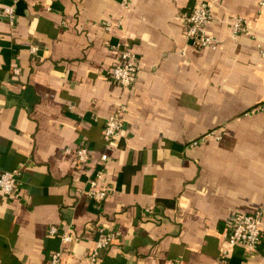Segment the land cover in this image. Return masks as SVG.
<instances>
[{
    "label": "crops",
    "instance_id": "0c3cea01",
    "mask_svg": "<svg viewBox=\"0 0 264 264\" xmlns=\"http://www.w3.org/2000/svg\"><path fill=\"white\" fill-rule=\"evenodd\" d=\"M12 1L0 0V171L17 169L19 196L0 191V264H49L61 248L64 264H86L101 228L116 236L97 264H264L260 0H17L13 25ZM207 1L216 42L196 48L184 15ZM122 38L140 65L133 89L110 77ZM122 105L97 201L89 180ZM81 144L85 164L66 152ZM260 209L258 249L229 245V224Z\"/></svg>",
    "mask_w": 264,
    "mask_h": 264
},
{
    "label": "built area",
    "instance_id": "2783aa9c",
    "mask_svg": "<svg viewBox=\"0 0 264 264\" xmlns=\"http://www.w3.org/2000/svg\"><path fill=\"white\" fill-rule=\"evenodd\" d=\"M17 0H13L10 4L5 5L3 8V16L10 24L15 23V3ZM260 3L264 5V0H260ZM212 3L207 1L203 4H198L187 11L184 15L185 33L190 40V43L196 48H203L212 45L216 42L215 37L209 33L207 24L212 17ZM117 24H122V20H118ZM106 28L110 29L112 23L108 21ZM232 30L234 34H238L246 30L244 19L241 15H234L232 18ZM31 50L36 52L37 45H31ZM112 48L117 51L118 58L111 66L110 77L123 87L133 89L140 65L136 52L133 50L130 42L122 38L117 43L112 45ZM264 54V52H263ZM16 72L19 69H14ZM127 107L125 105L120 106L116 111L110 114L104 124L103 137L106 143V150L100 153L96 163L98 168L95 171L94 177L89 180L90 187L87 193L90 197L97 201L104 200L110 192V188L97 189V179L102 176L106 163L108 160L107 149L111 148L113 140L121 134L125 118ZM204 137H200L198 140ZM194 142H197L194 141ZM66 152H73L77 161L81 164H85L91 160V148L87 144H81L75 149L67 148ZM18 184L17 169L1 170L0 171V191L6 194L10 198L19 196L16 186ZM262 218V210H256L240 215L234 219L228 226L226 239L229 245L241 244L249 250H257L259 245L263 242V233L260 227V221ZM50 234H58V228L52 225L49 229ZM63 242H70L74 235L69 232L68 229H64L59 233ZM116 232L108 231L101 228L98 231L97 240L93 249H91L85 256L86 264H97L101 252L109 247L114 240ZM66 247V246H63ZM222 253L227 254V248L222 250ZM63 248L52 251L49 256V264H64ZM264 260V253H263ZM172 264H182L180 258L173 260Z\"/></svg>",
    "mask_w": 264,
    "mask_h": 264
}]
</instances>
